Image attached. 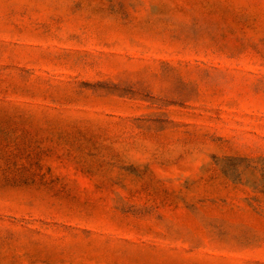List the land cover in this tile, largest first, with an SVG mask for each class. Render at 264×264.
Listing matches in <instances>:
<instances>
[{
	"label": "rangeland",
	"instance_id": "obj_1",
	"mask_svg": "<svg viewBox=\"0 0 264 264\" xmlns=\"http://www.w3.org/2000/svg\"><path fill=\"white\" fill-rule=\"evenodd\" d=\"M0 264H264V0H0Z\"/></svg>",
	"mask_w": 264,
	"mask_h": 264
}]
</instances>
